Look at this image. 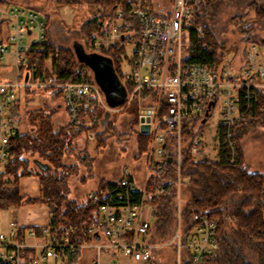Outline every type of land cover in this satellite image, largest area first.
Returning <instances> with one entry per match:
<instances>
[{
    "label": "built area",
    "instance_id": "1",
    "mask_svg": "<svg viewBox=\"0 0 264 264\" xmlns=\"http://www.w3.org/2000/svg\"><path fill=\"white\" fill-rule=\"evenodd\" d=\"M213 1L130 0L127 9H115L101 32L85 46L87 51L98 53L114 46L125 49L120 69L128 95L122 105L138 104V131L148 138L144 175L137 178L124 168L119 178L109 180L112 187L88 191L86 201L97 206L91 222L19 227L11 221L9 231H0V264L68 261L69 251L85 248L95 249L90 264H103L104 253H115L131 263H148L153 248L149 241L153 218L149 196L165 191L164 186H155L152 175L175 159L180 188L182 152L187 151L195 160L202 158V152L207 154L205 132L200 134L198 130L204 123L208 125L214 109L220 118L218 153L223 147L231 163L238 161L237 126L248 115L264 111V45L243 42L242 49L230 56L220 47L218 60L213 63L187 60L189 32L194 31L200 41L205 37L198 16L200 5ZM47 26L45 16L34 8L0 5V189L2 182L13 179L6 168L13 139L23 134L20 115L26 89H59L67 123L74 125L81 112L94 104L111 108L89 65L79 62L76 81L56 80L55 53L49 52L46 57L41 54L50 42ZM42 61L43 73L38 77ZM7 72L13 74L6 76ZM143 123L149 124L147 131L140 130ZM184 130L191 134L188 138ZM85 134L95 137L93 130ZM193 219L195 225L186 242L181 240L180 225L174 234L177 264L183 263L185 249L191 264H207L217 249V218L195 212ZM81 234L88 239L72 240V236ZM28 236L36 242L28 243ZM110 264L119 262L112 259Z\"/></svg>",
    "mask_w": 264,
    "mask_h": 264
},
{
    "label": "trees",
    "instance_id": "2",
    "mask_svg": "<svg viewBox=\"0 0 264 264\" xmlns=\"http://www.w3.org/2000/svg\"><path fill=\"white\" fill-rule=\"evenodd\" d=\"M5 0H0L2 3ZM65 4L79 0H56ZM86 3L97 4L103 9V13L94 16L85 22L81 28L83 44L88 46L95 35L101 32L104 25L111 19L117 7L127 9L130 0H83ZM217 1L207 2L200 5L198 16L205 27V37L198 40L194 31L189 32V53L187 60L199 63H213L218 60L217 49L223 44L214 38L210 26V19L215 15ZM251 7L256 8L258 18L264 20V5L258 2H250ZM110 13H106V9ZM48 22V17L45 16ZM237 21L239 31L242 34V41H252L264 45V38H257L255 25L250 19H245L244 14L233 16ZM50 41V40H49ZM58 50V57L54 58L57 81H76L79 76L76 68L79 61L75 50L68 47H55L51 42L41 51L46 57L49 52L55 53ZM124 47L114 46L106 49L103 54L109 56L115 69L122 77L120 69L121 54ZM84 63V62H82ZM45 61L39 64V76L43 73ZM86 64V63H84ZM47 72V75H50ZM31 91V89H28ZM57 92V93H56ZM59 97L61 91L55 90ZM53 94V96L55 95ZM131 116L133 123L138 117L137 102H131L125 108ZM34 112V111H33ZM49 115H43L42 111L32 113L30 118L36 120L37 130L35 134L28 135V131L17 135L13 139L14 147L12 157L7 165L6 172L15 179H7L2 182L0 189V208L19 206L25 202H46L50 207L49 224L64 225L68 223L91 222L97 214V206L89 201L77 204L75 200L69 199V180L83 164L91 170L93 157L89 152H76L75 140L89 130H97L100 124L105 126L101 135L116 131L109 126L107 121L109 112L103 106L94 104L91 108L81 112L77 124L67 123L63 126H56ZM34 114V115H32ZM259 123L264 126V111L251 114L242 120L237 126L236 138L239 144L240 157L236 163H231L223 147L220 149L219 157L211 159L202 152V158L195 160L187 151H183L180 162V188H178V171L176 160L168 161L163 169L153 173L156 179L155 186H164L165 191L159 195L150 193L149 203L153 207L151 234L149 241L153 248L157 243H164L169 240L177 249V243L173 239L178 225L183 242L195 225L193 214L203 213L209 217L217 218V229L215 236L218 242L216 251L207 259V264H264V172L253 171L244 161L242 137L248 132L251 124ZM207 124L200 126L198 133L203 134ZM191 134L184 130V137ZM140 150H146L148 138L141 134ZM28 152L29 155H24ZM74 154L75 161L67 164L63 157ZM28 156L32 165H27ZM33 167L36 170H33ZM36 174L40 178V189L42 197L35 198L20 194L18 187L14 184L20 176ZM13 185V186H12ZM104 187L111 186L109 180L103 181ZM112 187V186H111ZM180 193V204H179ZM137 196V194H135ZM183 197V198H182ZM86 240L88 236L81 234L72 236V240ZM80 249L69 251L68 264L78 263ZM152 261V257L149 262ZM191 264L189 252L184 251L183 263Z\"/></svg>",
    "mask_w": 264,
    "mask_h": 264
},
{
    "label": "rangeland",
    "instance_id": "3",
    "mask_svg": "<svg viewBox=\"0 0 264 264\" xmlns=\"http://www.w3.org/2000/svg\"><path fill=\"white\" fill-rule=\"evenodd\" d=\"M252 1L264 5V0L217 1L216 13L210 19V26L214 38L223 44L221 48L229 56L239 52L243 45L242 34L233 16L244 14V18L250 19L255 25L257 38H264V20L259 19L256 8L251 7L250 2ZM8 3L34 8L44 16H47L49 22L47 34L51 44L55 47L64 46L72 50H76L78 44L82 45L86 50L83 44L81 28L85 22L104 12L97 4L86 3L83 0L65 4L58 3L56 0H5L0 5ZM105 9L106 13H110L109 9ZM55 55V58L58 57V50L55 51ZM9 58L10 55H6V59ZM127 69L128 66L124 65V70ZM8 73L13 74V72H7L6 75ZM31 91L29 98H32L33 101L31 100L26 105V110L22 107L21 111V132L28 131V135H30L35 134L37 130L38 123L35 124L36 120L30 118V112L42 111L43 115H49L48 111L51 110L53 111L51 119L54 125L63 126L67 124V121H64L59 116L60 110L55 106V101L59 100V97L55 93L54 96L52 95V98H49L48 92H43L44 90L42 89L34 88ZM104 98L108 105L109 101L105 95ZM127 105L129 104L114 108L104 107L109 112L107 120L110 122L109 127L116 131L115 134L106 132L104 136L103 134L98 135L97 131L102 132L105 129V126L100 124L96 131L93 130L95 132L94 138H88L86 134H83L75 140L76 152L81 153L87 150L89 155L94 159L91 170L87 166L80 164L78 172L72 175L69 180V199L75 200L77 204L86 201L87 192L91 189L104 187V180L119 178L124 168L130 169L137 178H141L144 175L146 150L143 152L140 150L141 134L138 131L139 110L138 117L133 123L131 116L125 109ZM219 121L218 110L214 109L204 134L205 149L208 157L211 159L219 157L217 134ZM242 143L244 161L248 164L249 168L253 171L264 172V126L259 123L251 124L248 132L242 137ZM24 155L29 154L26 152ZM74 156V154L65 155L63 160L67 164L73 163L75 161ZM32 157L34 156H28V160L26 161L28 166L32 165V162L29 161ZM33 170H36V168L33 167ZM13 179H15L14 176ZM178 201L180 204V193ZM8 214V211H3V224L6 223ZM154 247L156 248H152V261L145 264H177V249L175 250V246L171 240L160 244L157 243ZM115 259L119 264H143L139 261L131 263L124 257H120L119 259L116 257ZM79 263H81V260Z\"/></svg>",
    "mask_w": 264,
    "mask_h": 264
},
{
    "label": "crops",
    "instance_id": "4",
    "mask_svg": "<svg viewBox=\"0 0 264 264\" xmlns=\"http://www.w3.org/2000/svg\"><path fill=\"white\" fill-rule=\"evenodd\" d=\"M6 76H10L9 73ZM43 92H48V97L52 98V95L55 93L54 89L45 88L42 89ZM48 90V91H47ZM30 90L26 89L25 92V103L23 105V109L26 110V105H28L32 98L30 97ZM37 100V99H36ZM35 100V101H36ZM53 104V103H52ZM55 106L58 108L59 116L67 121V113L63 106L62 100L59 97V100L55 101ZM58 114V113H57ZM22 115V114H21ZM20 115V121H21ZM26 132V131H25ZM22 132V133H25ZM16 186L19 189L20 194L31 196V197H42V192L40 189V178L36 174H27L20 176L17 180ZM6 210L9 212L8 219L5 224L2 223L3 211ZM50 219V207L46 202L37 201V202H25L19 206H10L8 208H0V231H9L11 229L10 222L14 221L19 227H30V226H41L48 224ZM28 243H35L36 240L28 236L26 237ZM95 255V249L93 248H85L80 250L78 254V263L77 264H90L93 256ZM118 258V256H114L113 253H104L102 255V263L110 264L112 259ZM119 259V258H118ZM81 260V263L79 261ZM66 264L67 261H55L50 259L46 264Z\"/></svg>",
    "mask_w": 264,
    "mask_h": 264
},
{
    "label": "water",
    "instance_id": "5",
    "mask_svg": "<svg viewBox=\"0 0 264 264\" xmlns=\"http://www.w3.org/2000/svg\"><path fill=\"white\" fill-rule=\"evenodd\" d=\"M75 53L79 61L89 65L94 71L95 79L109 101L111 108L122 105L127 99V88L118 75L112 59L98 52L86 51L82 45H77ZM28 80V74L26 75ZM149 119V117L147 118ZM144 120V117L141 118ZM149 124H142V131H147Z\"/></svg>",
    "mask_w": 264,
    "mask_h": 264
}]
</instances>
